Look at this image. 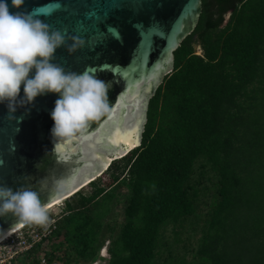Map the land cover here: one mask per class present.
<instances>
[{
	"label": "trees",
	"instance_id": "obj_1",
	"mask_svg": "<svg viewBox=\"0 0 264 264\" xmlns=\"http://www.w3.org/2000/svg\"><path fill=\"white\" fill-rule=\"evenodd\" d=\"M173 56L149 101L141 146L111 163L108 182L98 178L64 201L51 238L63 240L47 264L60 250L66 264H95L106 243L103 264H160L162 229L198 216L204 168L217 179L218 200L196 259L175 264H264V0H202Z\"/></svg>",
	"mask_w": 264,
	"mask_h": 264
},
{
	"label": "water",
	"instance_id": "obj_2",
	"mask_svg": "<svg viewBox=\"0 0 264 264\" xmlns=\"http://www.w3.org/2000/svg\"><path fill=\"white\" fill-rule=\"evenodd\" d=\"M6 2L13 14L34 12L63 35L53 63L109 86V111L56 149L51 112L58 94L40 95L14 113L0 103V184L29 188L48 207L99 178L139 138L134 149L141 146L149 101L172 73L173 53L194 31L202 0H25L19 10ZM20 224L12 214L0 216V238Z\"/></svg>",
	"mask_w": 264,
	"mask_h": 264
},
{
	"label": "clouds",
	"instance_id": "obj_3",
	"mask_svg": "<svg viewBox=\"0 0 264 264\" xmlns=\"http://www.w3.org/2000/svg\"><path fill=\"white\" fill-rule=\"evenodd\" d=\"M24 4L25 0H12L18 10ZM64 42L63 35L51 31L34 12L13 14L6 0H0V103L14 113L18 105L33 103L40 95L58 94L51 112L55 149L109 111L105 81L87 71L66 72L52 62ZM21 86L23 99H19ZM8 214L28 225L46 228L51 222L37 192L25 187L13 191L0 184V216Z\"/></svg>",
	"mask_w": 264,
	"mask_h": 264
},
{
	"label": "rangeland",
	"instance_id": "obj_4",
	"mask_svg": "<svg viewBox=\"0 0 264 264\" xmlns=\"http://www.w3.org/2000/svg\"><path fill=\"white\" fill-rule=\"evenodd\" d=\"M229 17L230 15L228 14L225 18L226 22L229 20ZM197 52L200 53L201 50L197 48ZM202 164L203 162L197 164V173L201 171V168H199V166ZM204 169L206 175L203 178V182L204 187H206V190L205 192H203V195L200 199V208L198 211V216L194 219L185 222L182 225V228L177 226L175 227L173 225H168L162 229L159 239L158 255L156 258L160 264H175L176 261L180 260L189 263L196 259V251L199 248L201 239L204 235V230L207 227V213L213 207V203L218 200V193L215 186L217 179L214 174L208 170V168ZM99 179H102V181L104 182H108L109 176L107 174H103L99 177ZM124 192L125 190L121 191V193ZM63 207L64 201L56 208L48 211L49 217L56 221L57 229L58 219L60 218ZM117 210V219L120 223H122L124 221V205H119ZM61 240H63V236H61L59 239L54 237L53 239L49 240L48 243L42 245L41 249L39 250V253L35 256L40 261V264L43 259H45V261L47 262V254L51 252L53 244L57 245ZM107 244L108 243H106L104 249L101 251V260L96 262L95 264H103L105 261L103 259L108 257ZM55 255L56 258L51 264H66V260L64 258V250L57 251ZM32 261L33 260L23 258L19 262H17V264H32ZM79 264L86 263L79 262Z\"/></svg>",
	"mask_w": 264,
	"mask_h": 264
},
{
	"label": "built area",
	"instance_id": "obj_5",
	"mask_svg": "<svg viewBox=\"0 0 264 264\" xmlns=\"http://www.w3.org/2000/svg\"><path fill=\"white\" fill-rule=\"evenodd\" d=\"M50 224L45 227L26 225L11 237L0 242V264H17L23 258H29L39 244L44 245L56 231V221L50 218ZM41 264H47L45 259Z\"/></svg>",
	"mask_w": 264,
	"mask_h": 264
},
{
	"label": "bare ground",
	"instance_id": "obj_6",
	"mask_svg": "<svg viewBox=\"0 0 264 264\" xmlns=\"http://www.w3.org/2000/svg\"><path fill=\"white\" fill-rule=\"evenodd\" d=\"M139 142H140V138L136 141V143L130 148L128 149L126 152H124L123 154L119 155V156H116V157H113L109 162L108 164L106 165L105 168H103L99 173H101L103 171V174L105 173V171L108 169V167L110 166V164L112 163V161L114 159H119V158H122L124 157L125 155H127L132 149H134L135 147H137L139 145ZM98 174V173H97ZM96 174V175H97ZM102 174V175H103ZM95 176V175H94ZM101 176V175H100ZM91 179V178H90ZM89 179V180H90ZM98 179V178H97ZM96 179H93L91 181H95ZM88 186V185H87ZM64 201V198L62 199H58V201H56L55 203L51 204L50 206L47 207L48 211L49 210H52L54 208H56L57 206H59L62 202ZM26 225L28 224H20L19 226H17L16 228L12 229L11 231H9L8 233H6L5 235H3L1 238H0V242L11 237L12 235H14L16 232H18L20 229H22L23 227H25Z\"/></svg>",
	"mask_w": 264,
	"mask_h": 264
},
{
	"label": "flooded vegetation",
	"instance_id": "obj_7",
	"mask_svg": "<svg viewBox=\"0 0 264 264\" xmlns=\"http://www.w3.org/2000/svg\"><path fill=\"white\" fill-rule=\"evenodd\" d=\"M228 14L231 16V13H228ZM228 14L225 15V18H226V16H227ZM229 19H230V17H229ZM225 21H226V19H225ZM228 21H229V20H228Z\"/></svg>",
	"mask_w": 264,
	"mask_h": 264
}]
</instances>
